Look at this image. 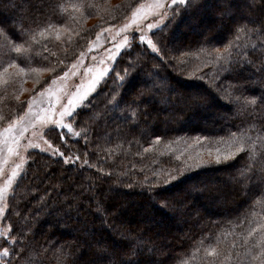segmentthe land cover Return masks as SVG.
Here are the masks:
<instances>
[{"label": "trees", "instance_id": "1", "mask_svg": "<svg viewBox=\"0 0 264 264\" xmlns=\"http://www.w3.org/2000/svg\"><path fill=\"white\" fill-rule=\"evenodd\" d=\"M142 1L0 0V27L7 34V39L0 34V126L20 117L27 97ZM260 3L190 0L173 6L171 18L150 34L159 53L132 38L69 120L75 121L73 133L44 134L63 156L28 155L3 219L13 236L25 222L27 242H2L0 248L16 251L0 264H108L114 258L137 264H253L259 230L245 237L264 224V182L258 179L264 172L250 161L252 151L264 161V72L258 70L264 34L235 29L247 23L245 17L264 19ZM15 45L22 46L21 53H9ZM226 56L232 60L227 73L220 70L228 66ZM12 60L19 67L8 68L9 76L3 69ZM125 69L128 78L119 81L117 73L125 76ZM245 97L258 103L244 109ZM134 99L135 120L128 108ZM85 129L88 143L74 135ZM242 145L234 159L215 162L216 149L227 155ZM74 156L79 160L64 162ZM250 163L254 171L241 175ZM185 164L194 166L181 171ZM169 170L176 179L164 183ZM209 245L219 250L218 257H206ZM101 248L115 257L101 260Z\"/></svg>", "mask_w": 264, "mask_h": 264}, {"label": "snow or ice", "instance_id": "2", "mask_svg": "<svg viewBox=\"0 0 264 264\" xmlns=\"http://www.w3.org/2000/svg\"><path fill=\"white\" fill-rule=\"evenodd\" d=\"M190 0H153L152 5L148 6V8H145L144 6H138L137 9H135L132 12V16L131 18L122 25V28L119 29L118 31H127L130 28H134V33H133V38H135V32H141L143 33V30L140 28V23L143 21L147 20V17L152 15L153 11H156L157 14L160 16V20L157 21V23H146V28L147 29H155L157 27L158 23H163L166 19H170L172 16V12L169 11V9H171L173 6H187L189 4ZM230 2V0H229ZM76 5H73V8H75ZM249 7H253L252 4H249ZM256 7H259L262 12H264V0H261V3L259 5H257ZM56 8L60 9V11H66V7L57 4ZM54 11L56 9H53ZM231 18V17H230ZM245 20H247V23L242 24V25H237L235 31L238 33H243V32H248V33H255V34H264V19H257V20H251L247 17L244 18ZM248 24H253L256 25L255 27L249 28ZM48 29L52 28V25H48L47 26ZM20 31H24L23 28L20 29ZM46 31V29H41V33L43 34ZM102 31H107V29H103ZM0 34H4L5 35V39H7V34H6V30L2 27H0ZM152 35H155V33H152ZM100 33H97V38H99ZM57 38H59V34H57ZM139 42L142 44H146L149 48H151V50L153 52H160V48L158 47L157 43H155L153 41V39L146 35V34H140L139 35ZM131 46L129 45V37L125 36L124 37V41L121 44H116L114 46V50L110 53L109 55V59L114 60L115 57L117 56L118 52L120 49H122L125 46ZM22 46L21 45H15L14 48L10 47L9 48V53L11 52H15L17 54L22 52ZM47 49H45L46 51ZM225 51H227V49H225ZM81 55H83V53H81ZM217 57H220V53L219 50H217L216 52ZM246 59V58H245ZM225 63L228 65L227 67H225L224 64H221L220 66V70L224 71L225 73H227L230 70L231 67V57H224ZM62 63V62H61ZM248 64H252V61H248ZM12 67H19L16 60H12L11 63L5 67L3 69V72L8 74L9 76H11L10 73H8V68H12ZM111 69H109L108 67H105L102 71L96 73L95 75H93L92 77V81L89 82V86L87 89H82L81 86L77 85V91L72 93L71 95H69L67 97V103L62 104L61 107L59 108V110H56V104L58 103V99H52L50 100L49 104L46 107L41 108L39 111L36 112L35 117L32 121L33 125H36L37 123L41 126V133H40V139L43 140L44 144L48 145L47 148H43L41 149V151H48L49 149H51V153L52 155H61L63 156V153L60 152L59 148H55L53 147L52 143L49 140L44 139V134L46 133V131L48 130H56V129H67L68 133H73V128H74V124L75 121L73 123H65V119L68 120H72V118L76 115L75 109L77 108L78 104H82L83 101L86 99L88 92L92 91L95 87V82H98L100 78H102L103 76H105L107 73L110 72ZM261 72H264V62H262L260 68L258 69ZM21 72L24 71V69H20ZM67 74L65 73V76ZM126 78H128V73H127V69H125V76H121L119 73H117V79L119 81H124ZM55 79H60L59 77H56ZM221 79V77L217 76L215 77V79L212 81L213 84L218 83L219 80ZM127 85H125L126 87ZM235 86L229 85L228 88L232 89ZM38 96L41 95L40 93L37 94ZM47 95L50 97H54L55 96V92L49 90L47 92ZM229 96L231 98L230 92H229ZM115 99V98H114ZM236 102L240 103L241 102V97H235L233 98ZM261 99H264V97H262ZM29 111L31 112L32 109V105L35 103L34 98H29ZM138 101L137 100H132L129 102L128 108L130 110V116L132 119H136L139 116V109L137 108H132L131 104H137ZM258 103V100L256 97H251V98H243L242 101V107L244 109H247L250 105L251 106H255ZM116 104L118 106L119 101H116ZM128 118V117H126ZM22 119V118H21ZM17 127V121H13L11 123L8 124L7 127L0 129V136H3L4 134L7 133H11L13 131V129H15ZM28 131L27 128H23L20 132L19 135H13L11 137V139H7L5 138L3 140V143L5 144L6 148H7V153L8 155H12L14 154V148H13V144H17L19 143L20 138L23 136L24 132ZM35 134V133H34ZM74 135L76 137H80L83 136L84 137V142L88 143V132L87 130H82V131H78L75 132ZM59 139L61 141L65 140V133H63V131L60 132L59 135ZM161 138L159 136L155 137L156 141H159ZM203 139V138H201ZM255 143V141L253 142ZM26 147H36V148H40V144H33L31 143V141L29 142V144ZM244 149V145H242L241 147L236 148L235 152H231L227 155H223L219 149H216V156H215V162L216 163H220L221 162V158H223V160H228V159H234L238 154H240ZM145 151H148V149H145ZM212 150H210L211 152ZM88 153H85V156H87ZM261 156H264V152L261 153ZM21 163H23V156H21ZM177 159H179V157H177ZM73 160H79L78 156H74V157H64V162L66 164L72 162ZM250 161L251 163H255V162H259L261 165L260 170L262 172H264V161H257V156H256V152L252 151L250 153ZM3 163H7V161H3ZM251 163L249 165V167L245 168L244 171L241 173V175H244L246 173H252L254 170L251 166ZM84 165H89V161L87 159H85L83 161ZM92 167H95V165H91ZM194 165H188L185 164V166L181 169V171L186 170V168L188 167H193ZM21 167V164H15V166L11 169L10 173H5L3 167H0V175H7V179L3 181L2 184H0V201H4L8 189L12 186L13 181L15 180V178L19 175V169ZM135 167V166H133ZM100 171L102 172L103 169H100ZM171 171L174 170H169L166 179H164V183H169L172 180L176 179L175 176L171 175ZM156 177H160V172L157 171L156 173L153 174ZM258 179L261 182H264V176H260L258 177ZM145 180H147V177H145ZM5 207H7V205H0V215H3L5 212ZM11 227V226H10ZM26 227V223L25 222H21V225L18 229H16V235L13 236L12 235V231L9 228H5L3 231H0V237L5 238L6 243L11 244L13 241H15L16 243H25L27 242V233H25L24 228ZM259 230V239L256 240V247L259 249L256 252V255L252 256V262L253 264H256V262L258 261V264H264V224H257V226L255 228H251L248 232H247V236L245 237V241H247L248 237H252L254 236V234L257 233V231ZM29 231H31V229H29ZM11 237V239L9 240L8 238ZM99 243V241L97 242ZM27 249H23L21 251H19L18 255L19 256H23L25 251ZM14 251H16L15 247H2L0 248V256H3L5 258L9 257ZM206 252V257H218L220 255V252L217 248H215L212 245H209V247L205 250ZM98 255L100 257L101 260H108V257H115V253L114 252H110L107 248H101L98 250ZM108 264H137V262H134L132 260H125L123 258L117 260V259H111L108 261ZM210 264H214V260L210 261Z\"/></svg>", "mask_w": 264, "mask_h": 264}, {"label": "rangeland", "instance_id": "3", "mask_svg": "<svg viewBox=\"0 0 264 264\" xmlns=\"http://www.w3.org/2000/svg\"><path fill=\"white\" fill-rule=\"evenodd\" d=\"M152 3L153 0H143L140 4H138V6H144L145 8H148V6L152 5ZM137 7L135 9H137ZM132 12L121 23L115 26L104 28L107 29V31H102L103 29L99 31L98 32L100 33L99 38H97V34H96V36L91 41L88 42L85 49L81 52L83 53V55H81V53L78 54V56L74 59V61L70 64V66L60 75L56 76L59 77L60 79H55L56 77H54L35 94L27 97V101H26L27 106L24 113L17 119L13 120V121H17V127L13 129L11 133H7L4 134L3 136H0V167H3L5 173H10L11 169L15 166V164L18 163L21 164V167L19 169V175L13 181L12 186L8 189L4 201H0V205H7L8 198L15 184L17 183L19 177L23 174L27 162V157L31 151H37L51 156H59V155H52L51 149H49L48 151H41V149L47 148L48 145L44 144L43 140L40 139V133L42 131L41 126L38 123L36 125L32 124L36 112L39 111L41 108L46 107L49 104L50 100L52 99H58V103L56 104V110L58 111L62 104L67 103V97L77 91V87H76L77 85L81 86L82 89H87L89 86V82L92 81L93 75L102 71L105 67H108L109 69L112 68V64L116 59V57L118 56V54L123 49L128 47L126 45L125 47L120 49L115 59L112 60L109 59V55L114 50V46L116 44L123 43L125 36L129 37V44L133 38L134 28H130L127 31H118L119 29L122 28V25L125 24L131 18ZM159 20H160V16L157 14L156 11H153L152 15L148 16L147 20L141 22L139 25L140 28L143 30V33L135 32V37L139 40L140 34H146L150 36V34L153 31H156L159 28H161L165 24L167 19L163 23H158L155 29L146 28V23H157V21ZM65 73L67 74L66 76ZM109 73H107L105 76L100 78L98 82H95L94 89L88 92L86 99L83 101L82 104H78L75 111L79 107L84 105L86 101L95 93L101 82H103V80L106 78V76ZM49 90L55 92L54 97H50L47 95V92ZM38 93H40L41 95L38 96L37 95ZM29 98H34L35 100V103L32 105L33 110L31 112L29 111V103H28ZM65 123H70V122L68 119H65ZM8 124L9 123L0 126V129L7 127ZM23 128H27L28 131L24 132L23 136L19 140L18 145L17 144L12 145L15 150L14 154L8 155L7 148L3 143V140L5 138L10 140L13 135H19V132ZM44 139H46L45 136ZM30 141L33 144H40V148L26 147ZM21 156H23L24 158L23 163H21V159H20ZM5 160L7 161V163H3V161ZM6 179H7V175H0V184H2L3 181ZM6 211H7V207H5L4 214L0 215V231H3L5 228H8V226L5 223H3V219L6 214ZM2 242H5V238L0 237V245ZM3 259H5V257L0 256V263H2Z\"/></svg>", "mask_w": 264, "mask_h": 264}]
</instances>
